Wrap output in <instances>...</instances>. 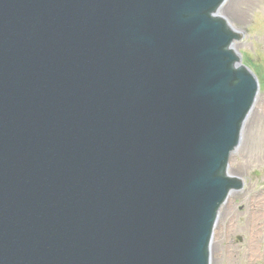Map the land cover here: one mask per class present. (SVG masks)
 I'll return each mask as SVG.
<instances>
[{"label":"water","instance_id":"obj_1","mask_svg":"<svg viewBox=\"0 0 264 264\" xmlns=\"http://www.w3.org/2000/svg\"><path fill=\"white\" fill-rule=\"evenodd\" d=\"M221 1L0 0V264H207L256 91Z\"/></svg>","mask_w":264,"mask_h":264},{"label":"rangeland","instance_id":"obj_2","mask_svg":"<svg viewBox=\"0 0 264 264\" xmlns=\"http://www.w3.org/2000/svg\"><path fill=\"white\" fill-rule=\"evenodd\" d=\"M241 5L236 8L241 12L239 16L229 13L228 5L222 11L223 16L229 19L231 25L244 33L246 38L235 43V49L243 58L242 62L252 66L257 74L260 87L258 92V99L254 108L243 128L242 136L243 142L239 150L234 151L229 163V171L232 174H237L246 180V187L238 194H234L225 209L231 207L234 213L240 214L244 208H239L240 204H245V199L249 197L252 203L260 201L259 194L264 195V0H240ZM258 196V197H257ZM253 198V199H252ZM238 202V204H237ZM261 208H264V206ZM249 224L252 223L253 212L250 209ZM239 216L238 219H233L236 228L230 225V235L232 242H237L239 235L245 237L243 244H233L230 246V258L225 260L232 261V264H246L242 250L247 246L250 248L251 244L245 247L246 240L249 238V231H243L239 228L245 220V214ZM264 222V215L261 220ZM223 231L225 228L223 226ZM221 232L216 235L215 240L218 242ZM231 236L228 242L231 243ZM257 238L254 243V248L257 249L259 242L264 241V230L260 233L257 230ZM214 240V241H215ZM221 240L219 241V245ZM218 245V244H217ZM263 251V246L259 247ZM257 255V254H255ZM251 260V259H250ZM253 264H262V261H254Z\"/></svg>","mask_w":264,"mask_h":264},{"label":"bare ground","instance_id":"obj_3","mask_svg":"<svg viewBox=\"0 0 264 264\" xmlns=\"http://www.w3.org/2000/svg\"><path fill=\"white\" fill-rule=\"evenodd\" d=\"M228 5V8H230L229 9V13H231V14H234L235 16H239L240 15V11L236 8V6L239 8L240 7V5H241V2H240V0H226V2L224 3V5L220 8V13H221V15H222V11L224 10V8L226 7ZM255 227L256 228H260V227H262V223H258V222H256L255 223ZM214 251H216V246H214ZM261 256H263V258H264V250H263V252L261 253Z\"/></svg>","mask_w":264,"mask_h":264}]
</instances>
